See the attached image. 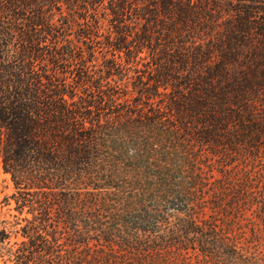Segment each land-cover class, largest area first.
<instances>
[{
    "label": "trees",
    "instance_id": "1",
    "mask_svg": "<svg viewBox=\"0 0 264 264\" xmlns=\"http://www.w3.org/2000/svg\"><path fill=\"white\" fill-rule=\"evenodd\" d=\"M249 1L0 0L3 204L26 213L9 264H261L222 217L242 205L264 224V0ZM227 151L251 165L226 168Z\"/></svg>",
    "mask_w": 264,
    "mask_h": 264
},
{
    "label": "rangeland",
    "instance_id": "2",
    "mask_svg": "<svg viewBox=\"0 0 264 264\" xmlns=\"http://www.w3.org/2000/svg\"><path fill=\"white\" fill-rule=\"evenodd\" d=\"M220 2L222 3L219 5L221 6L224 5L222 7L230 11L233 8H235L237 5H245V3L246 4L250 3L249 0L245 1V3L238 2L236 0H233L232 2L220 0ZM217 13L219 14L223 12H217ZM232 13L234 14L233 11ZM225 14H219V16L227 17V15ZM101 15L103 16V13H101ZM221 19H222L221 22H223L224 18ZM219 24L220 22L217 23V25ZM57 29L61 31L62 30L61 25H58ZM67 33L69 36H72L73 35L72 29L71 28L68 29ZM194 35L198 36L194 40L204 39L205 42L207 41V37H206L207 34L204 32L200 33L195 31ZM186 39H190V38L188 37ZM95 47L96 50L98 51L97 52L98 55L101 54L99 52L101 51L100 45L96 43ZM97 62L95 61L90 62L89 63L90 67L92 69L93 68L95 69L97 67ZM260 151L263 152L264 149L262 148ZM227 152H229L227 158L226 157L224 158L226 168L235 165H237V167H243V166L248 167L251 165V159L244 158L243 151L242 152L238 151L235 153H230L231 151H227ZM213 173L216 175V177L220 176V173L217 172L216 170H213ZM14 191L15 189L10 174L3 171L0 161V231L3 230L5 233L9 235L8 239H6L3 243H0V264L10 263L9 260L7 259L8 258L7 249L13 242L18 241L20 239V236L15 232L17 226L12 225L13 219H16L12 215L16 214L18 217H22L23 215L26 214L25 212H23L20 215L17 213V211L13 208L14 202L12 199L10 200V204L8 205L3 204L4 197L10 196ZM228 211H230L231 214L227 212V215L224 214L222 217H223V221L226 222V225L224 226L226 227L229 226L231 228L230 230L231 232L229 236L236 237L237 240H239L238 245L242 246L244 250L248 251L249 252L248 254H251L255 258H257V260H259L261 264H264V224L262 220L254 219L253 214H251V211L242 205H237V207L234 206L231 209L228 208ZM209 213L210 211L208 209H205L204 214L199 213L197 214V216L208 218L207 215ZM174 214H178V213H174ZM179 215L181 216L182 214ZM248 218H251V220H253L254 223L256 222L257 226L261 230L259 238H254L252 236L250 228L252 227L253 224L252 222H250V220H248ZM188 251L190 253L191 249H189Z\"/></svg>",
    "mask_w": 264,
    "mask_h": 264
}]
</instances>
